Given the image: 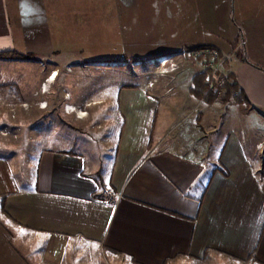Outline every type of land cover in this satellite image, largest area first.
Returning <instances> with one entry per match:
<instances>
[{"label": "crops", "instance_id": "0c3cea01", "mask_svg": "<svg viewBox=\"0 0 264 264\" xmlns=\"http://www.w3.org/2000/svg\"><path fill=\"white\" fill-rule=\"evenodd\" d=\"M179 1L158 49L123 55L144 62L209 48L237 92L224 103L196 97L204 59L190 57L175 96L118 95L121 153L105 173L65 149H42L21 180L0 160V264H264V156L255 150L264 138V0ZM44 16L43 0H0V52L15 49L12 17L28 44L27 26ZM12 100L0 91L3 108L29 99Z\"/></svg>", "mask_w": 264, "mask_h": 264}, {"label": "rangeland", "instance_id": "374dc122", "mask_svg": "<svg viewBox=\"0 0 264 264\" xmlns=\"http://www.w3.org/2000/svg\"><path fill=\"white\" fill-rule=\"evenodd\" d=\"M132 4L139 5L138 11L132 10ZM180 9L179 0H43L45 16L37 24L27 26L28 44L19 38L20 25L12 17L14 51L22 57L13 62L0 61V85L4 86L0 91H11L14 101L29 100L19 107L10 102H5L6 108L0 104V160L5 166L9 162L14 165L21 180L25 172L31 176V161L42 149H65L81 154L88 164L96 163L100 173L109 170L116 153H121L123 119L118 95L121 91L158 89L171 90L169 94L175 96L174 87L182 80L179 74L188 69L190 60L181 53L177 55L181 58L168 57L171 60L163 70L156 59L144 60L143 66L139 61L126 59L123 53L138 56L140 49L143 53L158 49L163 42L162 35L156 33L163 26V17L170 27ZM174 30L177 32V27ZM25 43L32 51L25 50ZM47 47L49 53L43 51ZM218 63L225 71L222 61L218 59ZM52 67H58L59 76L47 83L45 94L44 84L55 73L48 77ZM40 72L41 82L37 80ZM42 103L47 107L42 108ZM73 105L87 116L79 119V114L70 110ZM163 107L164 103H160V110ZM160 116L162 122L164 115ZM179 125L176 121L171 132ZM261 144L263 148L258 149ZM255 150L258 157L264 156V138Z\"/></svg>", "mask_w": 264, "mask_h": 264}, {"label": "built area", "instance_id": "2783aa9c", "mask_svg": "<svg viewBox=\"0 0 264 264\" xmlns=\"http://www.w3.org/2000/svg\"><path fill=\"white\" fill-rule=\"evenodd\" d=\"M181 55L184 56V58L188 56L191 57L186 52H182ZM197 55L205 56L203 60L202 68L203 70H207L209 72V77L207 81L208 90L210 93L213 94L214 101L216 103L217 102L221 103L222 101L225 100L227 96L226 86L234 84L236 80L222 69L221 65L218 63V53L217 52H214V51L196 52L192 55V57L198 58ZM170 60L171 59H168V58H162V59H158V63L160 67H162L163 70H165ZM164 76L165 75H162L160 77H164ZM168 92H171V90H169ZM43 104L47 105L46 103H42L41 107H43L42 106ZM262 148H263V145L262 144L259 145L258 149H262ZM260 171H263V169H260Z\"/></svg>", "mask_w": 264, "mask_h": 264}, {"label": "trees", "instance_id": "16d2710c", "mask_svg": "<svg viewBox=\"0 0 264 264\" xmlns=\"http://www.w3.org/2000/svg\"><path fill=\"white\" fill-rule=\"evenodd\" d=\"M241 30V28H240ZM203 51H213L209 48H205V47H200L197 49H191L188 52V55H190L192 57V55L196 52H203ZM185 52V51H183ZM182 53V52H181ZM22 57L21 54L17 53L16 51H7V52H0V58H19ZM204 55H201L198 58H202L203 59ZM126 59H132L133 61H135L136 59L133 57H129V56H125ZM197 58V59H198ZM132 61V62H133ZM138 61V60H136ZM125 62H128L127 60H125ZM143 66H146L144 62H141ZM230 76H232L231 74H229ZM208 77H209V72L207 70L202 71L201 73L196 74L193 77V87H192V91L195 94L196 97L201 96V98H208L210 99V101L214 102V96L212 93L209 92L208 90V86H207V81H208ZM233 77V76H232ZM234 78V77H233ZM227 89V96L224 100V102L226 101L227 97L235 92H237V83L235 82L232 85H227L226 86Z\"/></svg>", "mask_w": 264, "mask_h": 264}, {"label": "bare ground", "instance_id": "6f19581e", "mask_svg": "<svg viewBox=\"0 0 264 264\" xmlns=\"http://www.w3.org/2000/svg\"><path fill=\"white\" fill-rule=\"evenodd\" d=\"M166 63H168V62H166ZM57 77H58V73L57 72H55L54 73V75L50 78V79H52L51 81H49L50 83H53L56 79H57ZM48 82H46L45 84H44V90H43V92H47L48 91V84H47ZM69 106V105H68ZM47 107V105H44L42 108H46ZM71 107V106H70ZM70 110H71V112L72 113H75V112H77L78 114H79V118L80 119H83V118H85L86 116H87V113L84 111V110H80V109H77V108H75V107H71L70 108Z\"/></svg>", "mask_w": 264, "mask_h": 264}, {"label": "clouds", "instance_id": "9594fccd", "mask_svg": "<svg viewBox=\"0 0 264 264\" xmlns=\"http://www.w3.org/2000/svg\"><path fill=\"white\" fill-rule=\"evenodd\" d=\"M172 72H174V71H172ZM172 72H171V73H172Z\"/></svg>", "mask_w": 264, "mask_h": 264}]
</instances>
